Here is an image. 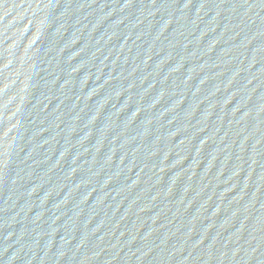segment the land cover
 <instances>
[{"label":"water","instance_id":"obj_1","mask_svg":"<svg viewBox=\"0 0 264 264\" xmlns=\"http://www.w3.org/2000/svg\"><path fill=\"white\" fill-rule=\"evenodd\" d=\"M0 264H264V0H0Z\"/></svg>","mask_w":264,"mask_h":264}]
</instances>
